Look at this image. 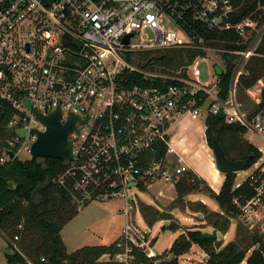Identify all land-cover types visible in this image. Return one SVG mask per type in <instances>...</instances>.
I'll list each match as a JSON object with an SVG mask.
<instances>
[{
	"label": "built area",
	"instance_id": "obj_1",
	"mask_svg": "<svg viewBox=\"0 0 264 264\" xmlns=\"http://www.w3.org/2000/svg\"><path fill=\"white\" fill-rule=\"evenodd\" d=\"M166 23L178 32L166 31ZM263 38L264 0H0V111L10 116L11 131L0 162L12 161L10 152L15 159L31 154L38 139L32 131L45 130L38 114L59 109L63 123L78 117L70 135L73 159L64 161L54 185L77 210L124 199L127 223L113 260L133 264L135 250L152 259L154 238L136 223L140 203L128 189L158 179L176 185L193 170L172 146L179 119L198 121L206 113V122L222 110L226 123L241 124L264 142V116L250 120L235 96L247 63L261 56ZM166 50H182L184 59L186 50L203 54L170 68L154 55ZM216 54L222 62L203 72ZM225 57L235 65L227 99L216 72L217 65L226 72ZM257 169L259 175L250 174L255 197L244 206L234 201L251 230L264 205V161ZM261 234L264 239V229Z\"/></svg>",
	"mask_w": 264,
	"mask_h": 264
},
{
	"label": "trees",
	"instance_id": "obj_2",
	"mask_svg": "<svg viewBox=\"0 0 264 264\" xmlns=\"http://www.w3.org/2000/svg\"><path fill=\"white\" fill-rule=\"evenodd\" d=\"M207 46L228 47L215 43H207ZM184 52L187 59L183 58L182 50H177L174 51L175 58L172 57L169 61L160 58L157 61L162 63L165 61L170 68H176L185 62H192L198 54H203L192 50ZM257 52L261 56L251 58L246 65L248 74L239 77L237 87L242 92L250 90L264 79V38ZM225 62L226 72L220 77V87L221 96L227 99L235 65L227 57ZM262 112L264 113V89L262 100L256 110L249 115V119L252 120ZM9 117L0 111V157L3 146L11 137V131L7 129ZM246 133L247 129L243 125L228 124L216 115L211 114L206 119L205 134L208 145L212 148L213 139L217 138L231 160L249 159L246 168L248 171L260 161L262 153L244 137ZM65 168L62 160L38 157H32L27 161L16 158L6 163L0 162V231L14 241L16 236L19 237V240L15 241L17 247L10 246L14 254L10 264H119L113 260L116 252L115 243L109 246H86L68 252L61 233L65 225L78 215L79 210L72 205L69 195L53 183ZM259 173L260 169H257L253 171L252 176L255 177ZM252 176L249 175L246 181L236 188L237 174H227L221 190L217 193L195 171H186L175 185L177 193L175 208L186 209L185 198L189 195L207 194L218 203L221 212L210 214L208 206L203 202L195 204L198 206L195 211L209 216L208 218L213 215L215 220L212 224L215 230L227 231L233 219L242 217L241 208L234 201L238 200L240 205L244 206L256 195ZM45 184L48 186L43 187ZM38 187H42V202L35 205L33 194ZM140 210L151 226L165 219L159 210L145 203L140 204ZM20 225L23 227L21 230ZM178 228L176 223L169 226L173 231ZM201 234L199 230L184 232L172 243L168 252L152 259L144 252L135 250L133 264H158L166 260L163 258L166 254L179 258L189 253L195 244L208 255L206 264H264V239L259 231H254L248 236L242 227H238V239L223 247L216 246V243H219L217 239H200ZM156 240L155 238L154 242Z\"/></svg>",
	"mask_w": 264,
	"mask_h": 264
},
{
	"label": "rangeland",
	"instance_id": "obj_3",
	"mask_svg": "<svg viewBox=\"0 0 264 264\" xmlns=\"http://www.w3.org/2000/svg\"><path fill=\"white\" fill-rule=\"evenodd\" d=\"M165 29L166 31L178 32L177 28L170 23L165 24ZM186 38L187 37H185V39ZM154 55L160 58L163 57L165 60L168 59V61L172 57L175 58L174 50H166L161 53H154ZM215 61L222 62L220 54L212 55L207 59V65L203 67V72L204 69L213 65ZM164 64L167 65L165 61ZM261 90H263V88L258 86L251 94H249L247 93L248 90L242 92L237 87L235 96L242 112L249 116L256 110L257 105L262 100ZM205 118L206 113H203L201 118L196 121L199 124H187L186 129H184L183 126H186V123L191 122L186 119H179L180 123L172 132V146L176 153L187 161L193 171L204 173L212 182V175L217 167L212 148L207 143L205 133L203 135L200 131L202 126L206 127ZM246 136L260 149L264 150V142L252 131L248 130ZM182 138L184 139L183 143H181V145L177 144V141ZM202 138H204L205 142L203 146L199 145ZM31 158V154L26 151H22L18 154V159L22 161H27ZM213 164L215 165V168L213 167ZM255 165L248 171L246 170L238 173L235 185H239L245 181V179L253 172ZM218 172L220 183L217 186L212 183L217 190L220 189L225 179V176L220 173L219 170ZM160 192H163V195L160 196ZM199 194L200 193L187 196L185 198L187 208L183 210L181 208H175L177 207V193L175 185L170 182L158 179L128 189L130 200H135L140 204L145 203L150 205L159 210L160 214H163L162 217H165V219L158 221L155 225L151 226L146 222L140 211L137 212L136 215L134 213L136 223L142 228V230L150 232V236L154 239L157 238L156 243L154 244V240L152 243V251L156 256H161L169 251L171 244L181 234L188 230H199L202 234L210 235L213 234L214 231H217L212 224L215 220L213 215L210 216V218L212 217L210 219L208 218L209 216L195 211L196 207H198L195 204L202 202L201 195ZM208 202V212L210 214L215 211L221 212V209L215 200L208 198ZM126 207L127 205L124 199L115 198L105 201L91 202L86 207L79 210L78 215L65 225L61 233L68 252L71 253L86 246H109L117 241L122 234V229L127 223V217L122 212ZM258 208L259 211H257V214H259L261 220L252 223L254 226L253 230L249 228L248 222H246L243 217L233 219L227 231H217V241L219 243H216V246L223 247L229 242L238 239V227H242L248 236L254 231L262 233L264 229V205ZM171 223H176L179 228L176 231L169 229ZM11 245L17 247L14 240H11L0 231V264H8L3 252L7 251L8 253H12V250L10 249ZM193 246V249L191 248L189 253L179 257L178 264H206L208 255L198 245L195 244ZM250 253L251 251L249 254ZM172 257L173 256L170 254L163 256L164 259H171Z\"/></svg>",
	"mask_w": 264,
	"mask_h": 264
},
{
	"label": "water",
	"instance_id": "obj_4",
	"mask_svg": "<svg viewBox=\"0 0 264 264\" xmlns=\"http://www.w3.org/2000/svg\"><path fill=\"white\" fill-rule=\"evenodd\" d=\"M130 36L126 37V42H128ZM230 61V59H229ZM216 72L219 76L223 75L222 68L217 65ZM262 83V82H261ZM30 108L31 105L28 104ZM264 116V113H261ZM38 118L42 121L45 126L44 131L33 130L32 133L38 135L37 141L33 144L31 149L32 157H38L41 159H56L62 161H69L73 159V148L74 140H70V135L77 130V125L81 121L78 117H72L66 123L62 122L60 110H56L49 115H37ZM217 117L221 120H224V113L221 110ZM86 122V120L84 121ZM19 135L25 137L27 135L26 130L19 131ZM212 152L214 155L215 163L217 169L226 176L231 173H240L246 171L249 159L245 160H231L228 158L222 144L217 138L213 139ZM15 159V152H10V160ZM158 170V169H157ZM145 181V179H142ZM135 183H131L130 186ZM45 184L43 187H47ZM42 187H38L33 194V203L39 205L42 202L41 199ZM217 231H214L213 234H201L200 239H217ZM8 264L13 259L14 254L8 253L7 251L3 252ZM158 264H178V257H172L171 259H166L160 261Z\"/></svg>",
	"mask_w": 264,
	"mask_h": 264
},
{
	"label": "crops",
	"instance_id": "obj_5",
	"mask_svg": "<svg viewBox=\"0 0 264 264\" xmlns=\"http://www.w3.org/2000/svg\"><path fill=\"white\" fill-rule=\"evenodd\" d=\"M262 82V83H261ZM261 87V88H263L264 89V79H262V80H260L258 83H257V85L254 87V88H252V89H250V90H248L247 91V93H249V94H251L252 93V91L256 88V87ZM261 92H262V90H261ZM191 122V124H194V125H196V124H199L198 122H196V121H190ZM202 128H203V126H202ZM206 128V127H205ZM205 136H206V134H205ZM246 138H248V137H246ZM248 140H250V142L252 143V144H254L255 146H257L254 142H252V140L251 139H249L248 138ZM258 147V146H257ZM205 171H207V170H205ZM196 173H197V175L198 176H200L201 178H203V179H205L207 182H208V184L212 187V189L215 191V192H217V193H219V191L221 190V187H222V185H223V183H222V185H221V187H220V189L219 190H217L214 186H213V184H214V182L212 181L211 182V179L208 177V176H205V174L204 173H201V172H198V171H195ZM213 183V184H212ZM215 185V184H214ZM199 195H201V201L203 202V203H205L207 206H209V202H208V198H210V199H212L209 195H207V194H204V193H200ZM214 200V199H213ZM216 212V211H215ZM121 237V236H120ZM157 239V238H156ZM157 241V240H156ZM116 242V241H115ZM114 242V243H115ZM156 242H154V244H155ZM172 245V244H171ZM194 247V246H193ZM171 248V247H170ZM193 249V248H192ZM168 252V251H167ZM180 258H178V260H179ZM208 260V259H207ZM207 263V262H206Z\"/></svg>",
	"mask_w": 264,
	"mask_h": 264
},
{
	"label": "bare ground",
	"instance_id": "obj_6",
	"mask_svg": "<svg viewBox=\"0 0 264 264\" xmlns=\"http://www.w3.org/2000/svg\"><path fill=\"white\" fill-rule=\"evenodd\" d=\"M186 120H188V119H186ZM187 124H191V123H186V126H183V128L184 129H186L187 128ZM203 129V130H202ZM200 131H201V133L204 135V133H206V128L205 127H203V128H200ZM183 141H184V139L182 138V139H180V140H178L177 141V144H179V145H181V143H183ZM204 138H202L201 139V141H200V143H199V145H201V146H203L204 145ZM173 144V143H172ZM264 161V159L262 160V161H260L261 163ZM260 162H258L256 165H255V167H254V170L261 164ZM198 167H200L199 165H197ZM213 167L215 168V165L213 164ZM253 170V171H254ZM244 172V171H243ZM221 173V172H220ZM241 173V172H240ZM212 181L214 182V184H215V186H217L219 183H220V176H219V172H218V170H217V168H215V172H214V174L212 175ZM249 177V176H248ZM247 177V178H248ZM246 178V179H247ZM246 179H245V181H246ZM244 182V181H243ZM242 182V183H243ZM242 183H240L239 185H235V187L237 188V187H239Z\"/></svg>",
	"mask_w": 264,
	"mask_h": 264
}]
</instances>
